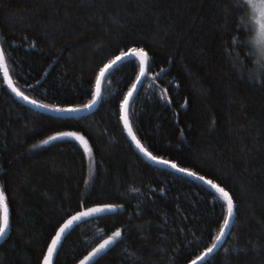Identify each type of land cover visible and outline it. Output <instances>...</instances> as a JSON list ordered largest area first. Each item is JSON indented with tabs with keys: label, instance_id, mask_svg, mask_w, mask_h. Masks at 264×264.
Masks as SVG:
<instances>
[{
	"label": "trees",
	"instance_id": "16d2710c",
	"mask_svg": "<svg viewBox=\"0 0 264 264\" xmlns=\"http://www.w3.org/2000/svg\"><path fill=\"white\" fill-rule=\"evenodd\" d=\"M236 2L0 0L12 80L46 105L88 104L100 68L133 48L148 54L129 108L138 140L221 185L236 206L206 264H264V62L253 49L249 9ZM236 36L250 45L234 49ZM140 69L126 59L106 77L92 113L60 117L24 104L0 68V184L10 209L0 264H42L66 218L98 203L118 212L79 223L54 264H76L116 228L122 236L94 264H189L213 243L226 202L151 164L125 131L121 102ZM57 132L79 133L90 151L72 136L41 143Z\"/></svg>",
	"mask_w": 264,
	"mask_h": 264
},
{
	"label": "snow or ice",
	"instance_id": "6c2138e0",
	"mask_svg": "<svg viewBox=\"0 0 264 264\" xmlns=\"http://www.w3.org/2000/svg\"><path fill=\"white\" fill-rule=\"evenodd\" d=\"M236 6L242 7V8L252 9L253 14H255V11L257 9V5L254 3V0H237ZM259 11H260V15L262 17H264V0H261V3L259 5ZM242 24H243V21L238 20L237 25H236L237 32H239V29H240ZM243 26L246 29H248V26L246 24H244ZM260 28H261L262 33H264V23H261ZM248 30H250V29H248ZM233 41H234V43H233L234 49H235L236 45H238V44L250 45V41H241L239 36L234 37ZM130 52H136L140 55L141 72H143L145 61L148 59V54L142 48L141 49L133 48V49H130ZM254 54L255 53H253V52H246L245 57L250 58ZM124 55H125V53L121 52L120 56L114 57L107 64H105L102 68H100V70H99L100 75L97 76V84L99 83L100 76L104 74L105 70L108 69L110 65L114 64L116 61H118L120 59L121 56H124ZM4 60H5V54H4L3 49L0 48V63H3ZM241 71H243V68H241ZM4 77L6 78V82L9 84V86H12V81L8 75V69L6 66L4 67ZM139 79H140V77L137 76V80H139ZM260 79L262 80V82H264V74L261 75ZM135 87H136V85L134 83L132 85V88H129L128 95H126L124 97V100L121 102L122 108H126V104H127L128 99H129V96L132 94V90ZM13 91H15L17 93V95L23 97L24 99L30 100V102H32V103H39V101L31 100L30 97L25 96L23 92L19 91V89L15 88L14 86H13ZM98 95H99V88L97 87V90L95 92H93L92 99L89 100L87 105H71V104H68L64 107H61L60 105H47V107L54 108L56 111L74 112V111H78L81 108H86V107L90 106L91 104H93L96 101ZM123 119L125 122V126L128 128L129 134L132 135V139L136 142V144L140 148V150L145 152L153 160H159V157H155L152 155L151 152H148L147 149H145L143 147V145H141L140 141L136 139V136L132 134V129L128 124L126 110H125V114H124ZM60 136L75 137L81 143L85 144V148L87 151H90V149L87 148V141L85 140V138L76 132H57V133H54L52 136L47 137L46 140L41 141V143H47L48 141L55 140L57 137H60ZM164 162L170 164L174 168H178V170L181 172L190 173L191 175H194V176L197 175L195 172H192L188 168H179L178 165L173 161H164ZM200 178L204 179L203 177H200ZM207 183L209 185H211L212 188H214L216 190V192L219 193L220 198L224 202H226L227 215L224 217L223 223L220 226L219 234H217L213 238V243L211 245H209L208 247L204 248L203 251H201L199 253V255L196 257V261H203L204 264H206L207 255H210L211 253H213V251L217 247L220 246L218 244V242L222 240L227 227L231 223L230 218L234 213V201H233L230 193L225 188L221 187L219 184H216L212 180H208ZM161 191H163V189H161ZM113 207H118V206L117 205H110V204H96L90 208H85L82 211L75 212L74 215L69 216L68 219L65 220L63 224L60 225L59 229H57L56 235L52 238V242L48 245L47 253L44 255V258H43V264H52L53 252L57 248V242L60 241L62 233L65 231V229L68 228L69 225H71L74 221L79 220L81 217L89 216L92 213H99V212L104 211L107 208H113ZM8 226H9V209H8V205L6 203L5 192L3 191L2 188H0V235H3L5 233ZM121 236H122L121 228H116L115 231H113L111 233V235L107 236L106 239L102 240L95 247H93L91 249V251H89L87 253V255L84 256L83 259L79 261V264H87V262H91V264H94L93 258L96 257L97 254H99L102 250L106 249L109 245L113 244V242L117 241L118 238H120ZM189 264H193V262L189 261Z\"/></svg>",
	"mask_w": 264,
	"mask_h": 264
},
{
	"label": "water",
	"instance_id": "95a60500",
	"mask_svg": "<svg viewBox=\"0 0 264 264\" xmlns=\"http://www.w3.org/2000/svg\"><path fill=\"white\" fill-rule=\"evenodd\" d=\"M0 48H2V47H1V43H0ZM136 49H140V48H136ZM3 51H4V50H3ZM119 56H120V55H119ZM126 59H136V60H138L139 65H141V58H140V55H139L138 53H136V52H130V50L126 51L124 56H121L120 59H119L118 61H116L114 64L110 65L109 68L105 70L104 74L100 76L99 83L97 84V82H96L95 89L97 90V87L99 88V95L97 96L96 101H95L93 104H91L90 106H88V107H86V108H81V109H79L78 111H74V112H68V111H56L54 108L47 107V105L44 104V103H41V102H39V103H32V102H30V100H26V99H24L23 97L17 95V93H16L15 91H13V86H14L15 88H17V89H18V87H17L16 84L13 82L9 70H8V75H9V77L11 78L12 86H9L8 83H7V85H8V87H9L10 91H11L12 93H14V95H16V96H17V97H18V98H19L24 104H28V105L32 106L34 109H36V110H40V111H42V112H44V113H47V114H53V115L60 116V117H61V116H64V117H72V116L82 117L83 115H87V114L92 113V112L94 111V109L99 105V103L101 102L102 94H103V86H104L105 80L107 79L106 77H107V76H108V75H109V74L115 69V67H116L118 64L122 63V62L125 61ZM148 61H149V57H148V59L145 61V65H144V70H143V72H141V69H140V73H139V75H138V76L140 77V79L135 81V85H136V87L133 88V90H132V94L129 96V99H128L127 104H126V108H122V109H121V110H122V122H123V125H124V128H125V131H126V133L128 134V137H129V138L132 140V142L135 144V146H136L137 150L139 151V153L142 154V155L145 157V159H146L147 161H149L151 164H155V165H158V166L163 167V168L166 167V168H168V169H170V170H172V171H174V172L176 171L178 174H181V175H185V176L187 175V176H189L190 178L196 180L197 182L199 181V182H201L202 184L206 185L208 188H210V189L213 190L215 193H217V195H219V193L216 192V190H215L214 188H212V186L209 185V184L207 183V181L210 180V179H207L206 177H204V176H202V175H200V174H197V175L194 176V175H191L190 173L181 172V171L178 170V168H174V167H172L170 164L164 162V161H170V160H167V159H164V158H163V159H162V158H159V160H153V159H152L151 157H149L145 152H143V151L140 150V148L137 146L136 142L132 139V135L129 134V132H128V128L125 126V122H124L123 117H124L125 110H126V113H127V119H128V124H129V126L131 127V129H132V134L136 136V133L133 131V127H132V124H131V121H130V116H129V114H130V110H129V108H130V106H131V103H132L133 100H134L135 95L138 93V90H139V88H140L141 83L143 82V80H144L145 77H146V74H147V71H148ZM5 66H6L7 69H8V65H7V60H6V59L4 60L3 63H0V68H1V71H2L3 75H4V67H5ZM99 75H100V73H99ZM4 78H5V77H4ZM5 82H6V78H5ZM131 88H132V86H131ZM96 90H95V91H96ZM19 91H20V90H19ZM24 95L27 96V97H30V96H28V95H26V94H24ZM127 95H128V92H127ZM30 98H31V97H30ZM31 100H34V99L31 98ZM85 105H87V104H85ZM136 139L138 140L137 136H136ZM140 143H141V142H140ZM141 145H143V143H141ZM143 147L146 149V147H145L144 145H143ZM147 151H148V150H147ZM148 152H149V151H148ZM152 155L155 156L154 154H152ZM155 157H157V156H155ZM177 165H178V164H177ZM178 167H179V168H182V167H180L179 165H178ZM191 171H192V170H191ZM192 172H193V171H192ZM200 177H203L204 179H201ZM220 186H221V185H220ZM221 187H222V186H221ZM0 188H1V184H0ZM232 199H233V197H232ZM233 201H234V200H233ZM6 203H7V202H6ZM98 204H99V203H98ZM110 205H114V204L110 203ZM92 206H94V205H92ZM92 206H88L87 208H90V207H92ZM235 208H236V206H235V203H234V213H235ZM8 209H9V206H8ZM83 209H85V208H83ZM83 209H80V210H78V211H82ZM9 211H10V209H9ZM78 211H76V212H78ZM116 212H118V211H117V207L107 208V209H105V210L102 211V212H99V213H92V214H90L89 216L81 217L79 220H76V221H74L71 225H69L68 228L65 229V231L62 233L60 241L57 242V248H56V249L54 250V252H53V260H52V264L55 263V260H56V259H55V258H56V254H57V252H58V250H59V248H60V245H61L62 242L65 240L66 235H67L72 229H74L79 223L84 222V221H87V220L90 219V218L97 217V216H99V215H107V214H110V213H116ZM234 213H233V215H232L231 218H230L231 223H230L229 226L227 227V229H226V231H225V233H224V236H223L222 240L218 242V244H219L220 246L217 247V248L213 251V253H211L210 255H207L206 260H207L208 258H210V257L212 256V254H214V253H215V252L221 247V245L223 244V242L225 241L224 239H225L226 236L229 234V232H230V230H231V226H232V224H233ZM74 214H75V213H74ZM74 214H72V215H74ZM67 219H68V218H66V220H67ZM63 223H64V222H63ZM63 223H62V224H63ZM9 225H10V216H9ZM58 229H59V228H58ZM56 231H57V230H56ZM9 233H10V227L8 226V228L6 229L5 233H4L3 235H0V244L6 239V237L9 235ZM55 235H56V232H55V234H54L53 236H55ZM106 238H107V237H106ZM106 238H104V239H106ZM104 239H102V240H104ZM102 240H101V241H102ZM101 241H100V242H101ZM51 242H52V240L50 241V243H51ZM100 242H99V243H100ZM115 242H116V241H115ZM115 242H113V244L109 245L106 249L102 250L99 254H97V256L93 258V259H94V262H96L98 259H100V258H101V255H103V254L106 253L109 249H111V247L115 244ZM50 243H49V244H50ZM96 245H97V244H96ZM96 245H95V246H96ZM47 250H48V246H47ZM47 250H46V253H47ZM89 251H91V250H89ZM46 253H45V254H46ZM86 255H87V254H86ZM86 255H84V256H86ZM84 256H83V257H84ZM82 259H83V258H81L80 260H82ZM80 260H79V261H80ZM192 262H193V264H201V262H203V261H196V259H194V260H192ZM42 264H43V261H42ZM76 264H79V262H77ZM87 264H91V262H87Z\"/></svg>",
	"mask_w": 264,
	"mask_h": 264
},
{
	"label": "rangeland",
	"instance_id": "374dc122",
	"mask_svg": "<svg viewBox=\"0 0 264 264\" xmlns=\"http://www.w3.org/2000/svg\"><path fill=\"white\" fill-rule=\"evenodd\" d=\"M254 3L257 5L255 14H253L252 9H249L248 11L249 22L250 25L252 26L251 39H252L253 49H255V51L257 52L258 59L264 62V33H262L260 28L261 23H264V17L260 15V11H259V5L261 3V0H254ZM81 144L85 146L84 143Z\"/></svg>",
	"mask_w": 264,
	"mask_h": 264
}]
</instances>
